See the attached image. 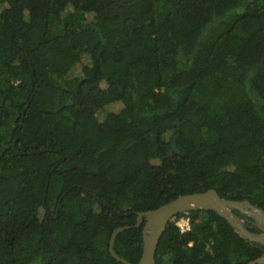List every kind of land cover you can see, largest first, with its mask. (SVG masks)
<instances>
[{
  "label": "trees",
  "instance_id": "trees-1",
  "mask_svg": "<svg viewBox=\"0 0 264 264\" xmlns=\"http://www.w3.org/2000/svg\"><path fill=\"white\" fill-rule=\"evenodd\" d=\"M211 188L264 212V0H0V264H125L119 226L138 264L137 213ZM181 216L156 264L264 253Z\"/></svg>",
  "mask_w": 264,
  "mask_h": 264
},
{
  "label": "water",
  "instance_id": "water-1",
  "mask_svg": "<svg viewBox=\"0 0 264 264\" xmlns=\"http://www.w3.org/2000/svg\"><path fill=\"white\" fill-rule=\"evenodd\" d=\"M197 208L212 209L219 212L243 238L250 242L264 245V212L247 200L237 201L223 198L215 189L211 188L204 192L179 195L174 200L165 203L154 210L137 213L135 226H140L144 221L142 233L143 247L138 264H156L155 253L158 241L163 234L167 223L178 213ZM233 210H238L240 213L253 218L257 223L256 225L260 229V232H252L248 230L241 220L236 218ZM128 227L129 226H119L112 231L108 241V250L117 260L122 261L125 264H132L118 256L113 250L115 236ZM261 263H264V253L245 264Z\"/></svg>",
  "mask_w": 264,
  "mask_h": 264
},
{
  "label": "built area",
  "instance_id": "built-area-1",
  "mask_svg": "<svg viewBox=\"0 0 264 264\" xmlns=\"http://www.w3.org/2000/svg\"><path fill=\"white\" fill-rule=\"evenodd\" d=\"M181 232H185L190 229L189 221L187 217L181 216L177 222H175Z\"/></svg>",
  "mask_w": 264,
  "mask_h": 264
},
{
  "label": "rangeland",
  "instance_id": "rangeland-1",
  "mask_svg": "<svg viewBox=\"0 0 264 264\" xmlns=\"http://www.w3.org/2000/svg\"><path fill=\"white\" fill-rule=\"evenodd\" d=\"M53 22H54V25H56V26L58 25V26H59V24L57 23V21L54 20ZM234 214L236 215V218H238L239 220H241V222H242V223L244 224V226L246 227V220H245L244 218L240 217L239 215H237L236 213H234ZM179 218H180V217H179ZM179 218L174 219V217H172L171 220H173V221L175 220V221L177 222ZM251 223H253L255 226H257V225H256L257 223L255 222V220H254L253 218H252ZM246 228H247V227H246Z\"/></svg>",
  "mask_w": 264,
  "mask_h": 264
}]
</instances>
